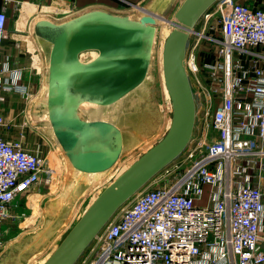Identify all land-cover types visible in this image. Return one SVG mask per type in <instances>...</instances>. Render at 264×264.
Returning a JSON list of instances; mask_svg holds the SVG:
<instances>
[{"label": "built area", "instance_id": "2783aa9c", "mask_svg": "<svg viewBox=\"0 0 264 264\" xmlns=\"http://www.w3.org/2000/svg\"><path fill=\"white\" fill-rule=\"evenodd\" d=\"M8 1L0 9V56ZM213 5L200 17L198 35L206 36L215 16L220 39L209 37L217 56L201 65L212 88L203 92L195 146L120 207L75 264H264V0ZM190 38L184 68L197 76ZM22 78V69L0 67V106L9 92L28 100ZM29 125L26 111L8 119L0 110V232L13 224L12 203L53 178L47 158L25 138Z\"/></svg>", "mask_w": 264, "mask_h": 264}, {"label": "water", "instance_id": "95a60500", "mask_svg": "<svg viewBox=\"0 0 264 264\" xmlns=\"http://www.w3.org/2000/svg\"><path fill=\"white\" fill-rule=\"evenodd\" d=\"M217 0H182L162 45L163 83L172 106L164 137L98 194L44 264H75L112 215L182 154L192 138L195 102L184 68L189 34ZM115 14L90 9L60 22L41 17L34 35L47 45V93L39 100L47 110L54 139L75 171L104 173L122 156L125 138L112 122L85 120L81 104L108 107L151 80L155 11ZM96 56L82 60L81 53ZM149 74V75H148ZM149 77H148V76ZM148 77V78H147Z\"/></svg>", "mask_w": 264, "mask_h": 264}, {"label": "rangeland", "instance_id": "374dc122", "mask_svg": "<svg viewBox=\"0 0 264 264\" xmlns=\"http://www.w3.org/2000/svg\"><path fill=\"white\" fill-rule=\"evenodd\" d=\"M151 1L152 0H143L134 8H131L130 6V12H128L130 14L138 15L140 7H148ZM181 1L182 0H170L168 5L160 12V15L170 21H174V11L180 5ZM213 8L214 5L209 9L212 10ZM32 21L33 17L28 19V24L26 25L27 30H31L33 24ZM202 22L203 21L200 19L193 28L194 33L192 32L190 34V45H195V50L198 52L197 64L199 68H201V65L206 62H213L217 56L216 49L219 45L209 37L220 39V34L218 33L219 27L215 16L211 17L210 24L208 25L212 28H206L203 32V34L206 35L205 37L203 35H198L202 27ZM166 23L169 24L165 29L167 36L168 32L172 29V23ZM159 34L160 33L157 30L155 35V38H157L155 41L156 43H159L160 41L162 42L163 39L166 38L160 37ZM160 44L161 43L158 44L157 53L160 49ZM44 52L45 53L42 57L43 60L46 57V51L44 50ZM88 54L90 56L96 55L95 52H90ZM88 54L84 53L83 59L87 60L89 58L87 57ZM158 55L159 62L161 63L162 59L160 54H155V56ZM44 64L45 61L43 62V65H41V63L38 64L36 68L34 64L31 63V66L26 70L32 75L33 79H35L36 86L37 84L39 86L36 87L30 100L28 99L31 103L34 101L38 102V99H42L40 97L47 93V87L44 82ZM158 73L159 71L156 69L154 61L153 66L151 67L152 81L150 80L151 83L149 80L146 81L151 89V97L147 98L146 96L143 99L141 98L142 108L140 111L132 110L128 113V109L133 106V102L131 103V101L140 98L141 93L132 94L117 108L118 111H115L124 113V118L126 119H124L125 121H121L122 126L124 127L122 129L125 130V127L127 126L126 124L134 127L131 132H133V135L137 140H142L141 145L137 149L128 153V155L119 162V165L112 169L113 173L105 179H102L104 181L96 180L94 183H91L89 189L85 186V183L80 182L77 192L72 194L68 201L63 200L60 202L61 195L64 193L63 190L66 189L65 187L70 181L69 172L67 173L66 169H64L65 175L61 170V165L63 163L62 155L56 151L57 146L55 141L50 137L46 128L47 122L43 117V107H36L34 105L30 107V103L27 104L29 109L26 107V113L30 127L26 131L25 138L30 141L32 146L37 147L42 155L47 158V164L50 167L51 172H53V177L56 176L57 179H60L61 181L58 185H60L63 180L65 181H63L61 187L57 186L53 189L50 188L51 181L49 186H45V188L41 187L35 191L33 195H29L28 198L35 196L34 200L29 202L28 199V202L25 204L24 202H18L16 205H12L14 209L18 207V210L14 212L15 218L12 220L13 224L8 223L1 227L0 264H44L57 246L63 241V238L68 231L78 222L79 217L89 208L98 194L102 192L112 180L125 172L126 168L139 159L146 150L157 144L159 140L164 137L172 121V106L167 92L165 93V96L163 94L158 79ZM188 74L189 83L191 84L192 91H194V96L196 97V102L198 104L196 108L197 116L194 125L195 127L194 130H192L193 139L186 147L187 149H190L195 146L199 137L198 134L202 128V123L205 121L203 116V111H205L203 92L212 88V84H210V81L205 78L206 73L202 68L197 76L191 71H189ZM126 134H124V136L128 140L129 138ZM183 151L182 154L184 153ZM176 159L177 160L174 161L180 160L181 155ZM164 172L165 170L163 169L157 177H160V174H163ZM161 177L163 178L164 176ZM152 187H154V185H152ZM50 194L52 195V198H55L54 200L48 198ZM207 196V189H205V194L201 200L204 205H207ZM30 244H32V246H29ZM27 247L28 250H24Z\"/></svg>", "mask_w": 264, "mask_h": 264}, {"label": "crops", "instance_id": "0c3cea01", "mask_svg": "<svg viewBox=\"0 0 264 264\" xmlns=\"http://www.w3.org/2000/svg\"><path fill=\"white\" fill-rule=\"evenodd\" d=\"M3 1L4 0H0V9ZM141 1L143 0H10L8 1V4L6 6L7 34L6 38L4 39L5 41L0 56V67L9 66L10 68L22 69L23 78L21 84L29 91L28 99L30 100L31 95L34 93L38 84L36 86L35 79H33L32 75L26 70L31 66V63H33L36 68L40 63L41 65H43L45 59L43 60L42 57L45 53L44 50L47 53V45L41 43V46L38 47L37 42L32 36V31L27 30L26 25L28 24V19L33 17L32 22L38 19L34 17L38 14V11L43 13L41 14L43 15L42 17L47 18L53 22H60L69 18H73V16L85 11H89L90 9H102L122 15L130 12L129 8L131 4L138 5ZM164 1L165 0H152L149 3V6H154L157 2L162 3ZM35 6L37 8H35ZM44 7L46 9H44ZM50 7L60 9V11H56L57 13L49 12V10H51ZM48 12L51 14H47ZM32 25H34V23ZM156 39L157 38H155V41ZM155 41L153 43L154 48L160 43H156ZM162 45L163 44L161 42V49ZM8 75L9 72L1 74L2 80L8 78ZM29 100L26 101L19 94L9 92L6 95V103L0 106V110L3 112L5 117L9 119L10 117H14L25 112L26 107L29 109V107L27 106V104L29 103L30 107L32 105L39 107L40 104L38 102L34 101L33 103H31L29 102ZM45 109L46 108H44L43 110ZM19 120H21V116H19ZM35 191L29 192L24 197L22 196L20 198H17L12 203V205H16V203L18 202H24L25 204L28 202V199L30 202V198H33L34 196L30 198L28 197L29 195H33ZM17 210L18 207L14 209L12 206L11 213L14 215V212Z\"/></svg>", "mask_w": 264, "mask_h": 264}, {"label": "bare ground", "instance_id": "6f19581e", "mask_svg": "<svg viewBox=\"0 0 264 264\" xmlns=\"http://www.w3.org/2000/svg\"><path fill=\"white\" fill-rule=\"evenodd\" d=\"M169 1L170 0H165L164 2H157L154 6H148V7H143V8H147V9H149V10H151V11H155L156 10V12L157 13H160L161 11H163V9L168 5V3H169ZM35 8H37L36 6H35ZM44 9H46L45 7H44ZM45 11V10H44ZM143 13V10L141 9V7H140V9H139V14H142ZM40 14V15H39ZM41 14H43L42 12H39L38 11V14L36 15V16H34L35 18H40V17H42L43 15H41ZM129 15H134V14H129ZM157 19V28H156V32H157V30L159 31V35H160V37H166V31H165V29H166V27L169 25L168 23H166V22H170V20H164V19H161V18H156ZM37 20V19H36ZM35 21V20H34ZM166 21V22H165ZM172 23H173V21H171ZM170 22V23H171ZM31 31H32V33H33V25H32V28H31ZM156 32H155V35H156ZM33 38H34V40L37 42V45H38V47H40L41 46V43H42V41L40 40V39H38L35 35H34V33H33ZM163 42H164V39H163V41H162V44H163ZM160 43H161V41H160ZM157 47L158 46H155V48H154V45L152 46V61H151V65H150V67H152L153 66V63H154V61H155V64H156V69H158V71H159V73H158V79H159V82H160V86H161V89H162V91H163V94H164V96H165V93L167 92L166 91V88H165V86H164V83H163V69H162V62L160 63L159 62V55L158 56H155V54H160V57H161V59H162V52H161V47H160V49H159V51H158V53H157ZM156 49V50H155ZM90 52H95V51H93V50H90V51H88V52H84V53H90ZM84 53H81V59L82 60H85V59H83V57H84ZM95 54H96V52H95ZM94 56H96V55H94ZM94 56H90L89 54H88V56L87 57H89L87 60H89L90 58H93ZM158 63H160V64H158ZM47 65H48V55H47V53H46V57H45V65H44V82H45V85H46V87H47V72H46V70H47ZM158 65V66H157ZM149 75V74H148ZM147 75V76H148ZM149 77V76H148ZM147 77V78H148ZM146 81H147V79L146 80H144L142 83H140V86H139V88L138 89H136V90H134L133 92H131V93H129L128 95H126V96H124V98H122V99H120L119 101H117L116 103H114V104H112V105H109L108 107H101V106H99V105H96V104H81V106H80V108H79V116L81 117V118H83V119H85V120H92V119H100V120H103V121H107V122H112L113 124H115L120 130H121V132L123 133V137L125 138V142H124V145H123V151H122V156L119 158V160L109 169V171H107V172H104V173H94V174H86V173H82V172H80V171H75L72 167H71V165H70V163H69V161H68V159H67V157H66V155H64L63 154V151H62V149H61V147L59 146V144L57 143V141H56V139H54V136H53V133H52V129H51V126H50V124H49V122H48V119H47V110L45 109L44 110V112H43V117H44V119L46 120V122H47V130H48V133H49V135H50V137L55 141V144H56V146H57V149H56V151L58 152V153H60L61 155H62V165H61V170L63 171V173H64V169H66V172L68 173L69 172V176H70V181H69V183L67 184V186L65 187L66 189H64L63 190V194L61 195V200H60V202L61 201H68L69 199H70V196L72 195V194H74L75 192H77V190H78V186L80 185V182H83V183H85L86 185V187H88V189H89V187H90V185H91V183H94L96 180H101V181H104V180H102V179H105L106 177H108L109 175H111V173H113L112 172V169L115 167V166H118L119 165V162L121 161V160H123L127 155H128V153H130V152H132L133 150H135V149H137L140 145H141V143H142V140H140V139H136L135 138V136L133 135V132H131V130H133V128L134 127H132V126H130L129 124H126L127 126L125 127V130H123L122 128H124L123 126H122V123H121V121L122 120H124V119H126V118H124L125 116H124V113H122V112H115V111H118V107L122 104V103H124V101L126 100V99H128V97H130L132 94H134V93H141V97L140 98H138V99H135L134 101H131V103L133 102V106L130 108V109H128L129 110V112L128 113H130L132 110H138V111H140L141 110V100L144 98V97H146L147 96V98H150L151 97V89H150V87L148 86V84L146 83ZM149 82L151 83V81L149 80ZM48 90V89H47ZM46 90V91H47ZM46 95V94H45ZM45 95H43V96H45ZM40 98H42V96L40 97ZM142 98V99H141ZM38 103H39V99H38ZM40 104V103H39ZM162 106V105H161ZM123 116V117H122ZM125 121V120H124ZM121 123V124H120ZM129 125V126H128ZM126 130H127V134H126ZM125 131V132H124ZM124 134H126L127 135V137L129 138L128 140H127V138L124 136ZM127 154H126V153ZM65 174V173H64ZM66 175V174H65ZM63 181H65V180H63ZM63 181H62V183L60 184V185H58L61 181H60V179L58 180L57 179V177L56 176H54L53 178H52V182H51V184H50V188L51 189H53V188H56L57 186H59V187H61L62 186V184H63ZM61 189V188H60ZM56 195V194H55ZM54 195V196H55ZM52 195L50 194L49 196H48V198L49 199H51L52 197H51ZM35 197V196H34ZM34 197H33V199L32 198H30V200L32 201V200H34ZM55 198H52V200H54ZM66 203V202H65ZM64 205V204H63ZM69 205V204H68ZM60 207V206H59ZM60 213V212H59ZM49 227V226H48ZM44 232V231H43ZM34 242H36V241H34ZM35 245V244H34ZM29 246H32V244H30ZM30 248V247H29ZM24 250H28V247L26 248V249H24ZM34 258H36V257H34ZM33 258V259H34ZM1 259V258H0Z\"/></svg>", "mask_w": 264, "mask_h": 264}]
</instances>
